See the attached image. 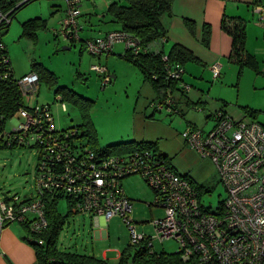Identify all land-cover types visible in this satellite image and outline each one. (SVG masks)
Instances as JSON below:
<instances>
[{"label": "built area", "instance_id": "built-area-1", "mask_svg": "<svg viewBox=\"0 0 264 264\" xmlns=\"http://www.w3.org/2000/svg\"><path fill=\"white\" fill-rule=\"evenodd\" d=\"M31 1L19 0L8 11L0 9V26L9 25L15 9ZM67 2L63 33L74 39L82 28L78 21L81 12L78 2ZM259 11L264 21V9L260 7ZM118 41H125L126 49L132 48L135 53L141 51L138 40L120 30L89 40L87 49L95 56L110 54ZM4 49L5 43L0 39V77L16 79L23 99L11 119L12 130L7 132L4 127L0 141L37 147L40 161L36 190L49 189L70 195L75 201L72 213H87L95 221L98 217L106 221L114 216L122 217L130 230L131 246L145 243L153 252L154 238L161 241L173 238L180 244L177 254L184 264H264V125L261 122L245 116L236 119L220 109L212 116L215 124L210 131L192 124L184 130L188 144L202 157L213 161L228 191L220 205L213 209L205 206L202 192L189 177L178 173L168 160L155 157L147 149L129 156L95 160L92 149L79 143V127L57 128L50 105L36 101L40 90L38 73L32 71L21 78L10 73V67L7 69L10 57L2 53ZM162 60L167 79L179 81L188 92L184 67L171 62L168 53L162 55ZM92 69L103 75L104 84L111 81L112 76L105 67L93 65ZM211 69L215 78L221 76L219 64ZM150 106L155 111L173 114L177 112V97L170 93L151 101ZM133 174H141L157 191L155 204L165 209V215L153 221L154 237L139 233L137 222L131 217L132 203L122 179ZM44 209L42 197L26 202L16 196L8 203L3 198L0 200V234L6 226L26 221L29 216L34 219L32 231L41 232L48 225Z\"/></svg>", "mask_w": 264, "mask_h": 264}, {"label": "rangeland", "instance_id": "rangeland-1", "mask_svg": "<svg viewBox=\"0 0 264 264\" xmlns=\"http://www.w3.org/2000/svg\"><path fill=\"white\" fill-rule=\"evenodd\" d=\"M72 1L78 2L81 12L78 21L82 28L78 37L67 38L63 33V20L66 19L68 10L67 0H32L16 10L10 25L2 29L1 38L8 48L16 77L21 78L32 72L33 63L53 73L54 80L50 83L40 81L37 102L50 105L57 128L83 125L85 122L79 104L63 91H57L58 88L65 87L78 96L92 101L88 113L99 132L97 147L103 148L107 146V137L111 136L116 128L123 124L130 126L129 117L135 108L141 76L138 68L129 66L123 57L119 56L118 51L102 54L99 58L87 49L89 40L105 36L107 33L103 31L108 28H118V24L111 22L112 17L107 13L106 0ZM31 19H38L34 28L30 29L33 34H24L23 24ZM116 44L122 47V52L125 51L127 47L125 41H118ZM187 64L191 67L189 69L186 67L188 73L184 75L195 81L192 84L185 81L189 85V96L195 101L202 98L208 102L209 108L206 112L224 109L236 119L243 116L252 119L253 117L247 113V109L250 108L257 111L256 120L264 122L263 74L257 76L253 70H247L248 74L244 73V70L241 73L237 70L236 73L229 71L226 77L217 79L212 69L211 72H203L206 67L202 63ZM93 65L109 69V75L115 74L117 78L104 84L103 75L93 70ZM59 97L62 99H57ZM204 107L206 108V105L202 103L197 105V108H191L183 120L192 121L199 128L210 131L215 119L212 117L206 120ZM156 113L162 117L168 115L165 110ZM13 126L14 122L8 119L5 130L10 132ZM84 141L88 142V136ZM37 163L38 153L35 148H0V200L6 195L10 197L18 195L21 199L34 195ZM122 184L131 199V217L137 222L138 232L156 236L153 221L162 218L165 209L155 204L156 195L152 188L141 174L123 178ZM208 186L212 188L211 192H203L202 201L215 209L227 196L228 191L218 173L210 180ZM68 209L67 201L61 199L59 212L65 215ZM87 215L76 213L68 217L58 237L59 246L81 253H94L98 258L107 251L112 264L119 262L120 259L117 257L119 253L129 252L128 260L133 262L134 255L145 246V243L136 248L130 246V230L123 218L114 216L106 227L108 236L100 240L95 236V232L91 231V220ZM13 224L28 233L21 223ZM153 244L157 253L176 254L180 249L179 242L173 238L164 241L154 238Z\"/></svg>", "mask_w": 264, "mask_h": 264}, {"label": "trees", "instance_id": "trees-1", "mask_svg": "<svg viewBox=\"0 0 264 264\" xmlns=\"http://www.w3.org/2000/svg\"><path fill=\"white\" fill-rule=\"evenodd\" d=\"M18 1L19 0H0V9L3 11H8L12 9V7H14L18 3ZM173 1L174 0H125V3H111L107 9V13L110 14L112 17L111 22H115L116 24H118V28L120 31L126 32L135 37L141 47V51H139L138 53H135L132 48H127L125 54H123L122 57L126 61L134 64L140 69L145 80L149 81L152 84L160 98H165L168 94L174 93L176 89L178 91H182L183 93H187V91L180 86L179 81L167 79L165 64L162 60V55L165 52H156L155 50L151 49V45L153 43H156L158 41H161L163 38H166L167 29L163 24V17L164 15L172 13ZM17 9L18 8H16L15 11L12 13V16H14V13ZM37 20L38 19H31L23 24L25 28L24 34H33L30 29L32 30V28H34ZM186 23L189 26H192V23L190 21H186ZM9 25L4 23L0 26L1 42H3L1 38L2 29L8 27ZM222 28L233 38L232 50L229 59L230 61L239 65V72H243L245 68L258 69V64L256 60L246 48V21L239 16L225 15L222 20ZM2 53L9 55L6 44L5 49L2 51ZM167 53L171 62L178 63L183 67L184 64L188 62H200V59L190 49L186 48L181 44L173 45L170 51ZM32 68L33 71L38 73L40 81L45 80L46 82L50 83L54 80L53 73L50 72L48 69L44 68L43 66L37 63H33ZM7 69L10 71V73H14L11 61ZM112 80L113 77L111 78L110 82H112ZM57 91H63L65 95L70 97V99L75 101L81 107L82 115L85 122L83 125L74 126H77L80 129V134L77 135V137L80 138L79 143L82 147L87 146L92 149L93 153H95V160H102V158L106 159L109 157H118L126 155L129 156L130 154L136 151H143L144 149H147L152 152L155 157L164 158L168 160L170 164H172L170 159L165 156L162 152H160L156 143L127 141L110 144L103 148L97 147V132L93 126V123L88 113V108L92 101L85 97L78 96L75 92H72L65 87H60ZM22 99L23 98L17 80L13 79V77L11 76L7 78L0 77V133L3 132L7 120L12 119L14 114L20 108L22 104ZM178 112L180 111L178 110L177 106V112L175 113ZM256 112L257 111L254 109H247V113L254 119H257ZM87 136L88 142H85L84 138ZM16 147L35 148L38 153V149L35 145L24 146L23 144H20L17 141H13L12 143H3V141H0V148ZM39 161L40 157L38 154L36 176L39 170ZM185 176L189 177L188 175ZM196 187L202 193L211 192L212 189L206 185L196 184ZM152 190L156 195L157 191L153 188ZM16 196L18 195L11 197L6 195L4 197V200L8 203L11 201V199L15 198ZM37 197H42L43 199V203L45 206V216L48 221L47 227L44 228L41 232L32 231L31 226L34 219L30 216L26 219V221L19 222L24 225L25 228H27V230L29 231V236L26 238V240L35 249L37 264H112L105 259L98 258L93 255L79 253L75 250H70L69 248H62L59 246L58 237L63 228V225L66 220H68V217L73 215L72 203H74L75 201L70 195L64 192L58 193L56 191L52 192L49 189H45L44 192L36 190V193L34 195L25 196L22 200L29 202ZM61 199H65L69 206L68 212L65 215L59 212V203ZM221 202L222 201H220V203ZM205 206L210 207L206 204ZM38 240H42L43 243L40 244ZM131 247L136 248L137 246ZM129 255V252L127 254L123 253L119 262L116 264H127L128 262H130L128 260ZM132 263L184 264L181 261V256L179 254H168L165 252L157 253L155 250L152 252L146 245L136 252V254L134 255V261Z\"/></svg>", "mask_w": 264, "mask_h": 264}, {"label": "crops", "instance_id": "crops-1", "mask_svg": "<svg viewBox=\"0 0 264 264\" xmlns=\"http://www.w3.org/2000/svg\"><path fill=\"white\" fill-rule=\"evenodd\" d=\"M113 2L125 3V0H106L107 9ZM260 7L264 9V0H174L172 13L163 17V24L167 29L166 38L153 43L151 49L167 53L173 45L181 44L200 59V62L206 67L203 72H211V67L219 64L221 67L219 78L226 77L229 71L236 73L240 69L238 64L229 59L233 38L222 28V20L225 15L239 16L246 21V48L258 64V69L245 68L244 73L248 74L247 70H253L257 76L264 75V21H261ZM186 21H190L192 26H189ZM118 29L117 27L108 28L103 33ZM114 51H118L122 58L126 49L122 52V47L116 44L113 53ZM122 59L129 66H135L124 58ZM187 66L188 69L191 67L187 63L184 64L185 74L188 73ZM138 70L141 78L135 99V108L129 117L128 124L130 126L123 124L116 128V131L107 137V145L127 141L156 143L160 152L170 159L180 174L188 175L195 184L208 186L210 180L217 173L215 165L210 158L202 157L188 144L183 135L186 126L191 124L198 126L192 121L183 120V118L185 119L191 108H197V105L202 103L206 105V108H203V112H206L209 103L203 101L202 98L195 101L188 92L183 93L176 89L174 94L177 97L179 117H177V113L162 117L150 106L151 101L160 98L157 91L149 81L145 80L139 68ZM107 71L110 73L109 69ZM112 77L117 78V75L112 74ZM185 81L190 84L195 82L187 75H184ZM36 101H39L38 97ZM150 108L152 109L150 110ZM213 113V111L206 112V120L212 118ZM92 123L99 138V132L93 120ZM261 123L264 125V122ZM87 216L91 220V231L95 232V236L100 240L107 237L106 227L110 220L106 221L104 217H98L95 221L91 215ZM84 223L86 225V221ZM27 232L29 233L28 230ZM28 233L13 223L2 230L0 234V264H37L35 249L26 240L29 236ZM83 253L95 256L94 253ZM121 255L118 254V259L121 258ZM101 258L109 261L107 251L101 254Z\"/></svg>", "mask_w": 264, "mask_h": 264}, {"label": "water", "instance_id": "water-1", "mask_svg": "<svg viewBox=\"0 0 264 264\" xmlns=\"http://www.w3.org/2000/svg\"><path fill=\"white\" fill-rule=\"evenodd\" d=\"M66 48H70V47H66Z\"/></svg>", "mask_w": 264, "mask_h": 264}]
</instances>
